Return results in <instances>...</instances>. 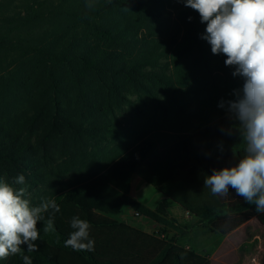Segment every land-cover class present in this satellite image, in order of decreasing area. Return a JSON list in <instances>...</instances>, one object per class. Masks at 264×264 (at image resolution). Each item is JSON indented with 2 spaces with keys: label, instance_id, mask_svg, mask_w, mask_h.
<instances>
[{
  "label": "trees",
  "instance_id": "1",
  "mask_svg": "<svg viewBox=\"0 0 264 264\" xmlns=\"http://www.w3.org/2000/svg\"><path fill=\"white\" fill-rule=\"evenodd\" d=\"M205 27L178 0H0V177L24 175L28 191L46 188L34 205L54 197L61 208L54 232L38 222L37 252L23 245L33 264H211L249 220L264 229L235 190L204 188L243 147L218 107L242 80L200 38ZM132 176L161 194L153 209L131 198ZM104 202L155 229L93 210ZM73 216L91 223L94 252L64 246ZM195 235L211 246L196 248Z\"/></svg>",
  "mask_w": 264,
  "mask_h": 264
},
{
  "label": "clouds",
  "instance_id": "2",
  "mask_svg": "<svg viewBox=\"0 0 264 264\" xmlns=\"http://www.w3.org/2000/svg\"><path fill=\"white\" fill-rule=\"evenodd\" d=\"M178 2L198 12L200 23L206 25L200 38L211 46L213 55H224L225 66L234 69L232 76L242 80L241 87L233 89L235 99L218 103L239 132L242 155L231 166L213 168L211 175L204 177V188L213 197H227L233 189L245 203L254 205L257 213L264 214V0ZM60 211L54 197L42 198L34 205L24 175L12 181L0 177V260L19 255L23 264H33L23 245L28 253L37 252L36 241L41 238L38 222H43L45 234L54 232L55 215ZM70 227L64 246L76 252H94L91 223L73 216Z\"/></svg>",
  "mask_w": 264,
  "mask_h": 264
},
{
  "label": "rangeland",
  "instance_id": "3",
  "mask_svg": "<svg viewBox=\"0 0 264 264\" xmlns=\"http://www.w3.org/2000/svg\"><path fill=\"white\" fill-rule=\"evenodd\" d=\"M119 116L120 119L123 118V122L127 124L130 123V116L127 111H125L123 114L121 113ZM103 147L104 144L101 145V148ZM95 151H98L95 146H89L87 148V151L85 150L86 153ZM59 152L60 151H56L55 154L51 157H58ZM39 153L41 154L40 157H42V153L44 152L39 151ZM60 161V159L57 160V162H55L53 166H55ZM40 162L43 163L45 161L44 159H42L40 160ZM56 187L58 188V186ZM45 191L46 188L43 185L33 186L29 190L32 203L34 204L37 200H39V198ZM130 196L138 203L144 205L149 209H153L156 206L157 202L162 198L160 193H158L150 185L146 184L136 176L131 177ZM92 208L99 214H105L124 220L145 232H151L155 229V225L152 224L149 220L145 218L134 217L130 211L126 209L120 210L117 207L111 206L106 202L99 205H92ZM175 210L179 212H176ZM171 213L180 222H182V220L184 219L182 213H180L179 208L176 206L171 209ZM238 236H242V239L239 242V247L229 248L228 250H226L225 254L215 251L210 257L211 264H253L255 260L259 261L256 262V264H264V229H262L256 219L250 220L248 224L240 229L239 233L234 234L230 241ZM212 241V236L197 235H195V238L193 240L194 246L198 249L209 248L212 244Z\"/></svg>",
  "mask_w": 264,
  "mask_h": 264
},
{
  "label": "crops",
  "instance_id": "4",
  "mask_svg": "<svg viewBox=\"0 0 264 264\" xmlns=\"http://www.w3.org/2000/svg\"><path fill=\"white\" fill-rule=\"evenodd\" d=\"M175 211H176V212H179V211H177V210H175ZM180 213H181V212H180ZM251 220H252V219H251ZM249 222H250V220H249L248 222H246L243 226H245V225L248 224ZM243 226L239 227V228L236 229L235 231H233V232H231L230 234H228L227 236H225V237L222 239V241H221L219 247L217 248L216 252H219V253H223V254H225L226 250H228L229 248L239 247V242H240V240L242 239V236H238V237H236V238H233L232 241H230V239L234 236V234L239 233L240 229H241ZM235 239H236V240H235ZM234 240H235V242H234ZM256 262H259V261H256V260H255L254 263L256 264ZM254 263H253V264H254Z\"/></svg>",
  "mask_w": 264,
  "mask_h": 264
}]
</instances>
